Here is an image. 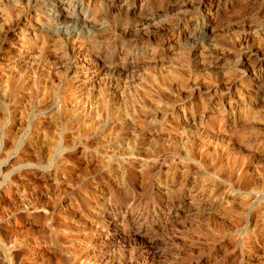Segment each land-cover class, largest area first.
<instances>
[{
    "label": "rangeland",
    "instance_id": "obj_1",
    "mask_svg": "<svg viewBox=\"0 0 264 264\" xmlns=\"http://www.w3.org/2000/svg\"><path fill=\"white\" fill-rule=\"evenodd\" d=\"M0 264H264V0H0Z\"/></svg>",
    "mask_w": 264,
    "mask_h": 264
},
{
    "label": "bare ground",
    "instance_id": "obj_2",
    "mask_svg": "<svg viewBox=\"0 0 264 264\" xmlns=\"http://www.w3.org/2000/svg\"><path fill=\"white\" fill-rule=\"evenodd\" d=\"M59 4L60 5H62V6H64V3L63 2H59ZM179 6V5H178ZM179 8H180V6H179ZM62 11H65V9H62ZM66 12V11H65ZM189 38V37H188ZM256 61V60H255ZM260 62H261V60H259V59H257V62H256V64H260ZM83 81H85V80H83ZM81 83V82H80ZM84 84V83H83ZM80 85H82V84H80ZM194 196V195H193ZM195 197V196H194ZM196 202L193 200L192 202H191V205L193 206V207H195L196 206ZM190 208V207H189ZM192 209V208H191ZM152 245L151 246H154L153 245V243H151ZM150 245V244H149ZM156 248V247H155ZM154 249V248H153Z\"/></svg>",
    "mask_w": 264,
    "mask_h": 264
}]
</instances>
